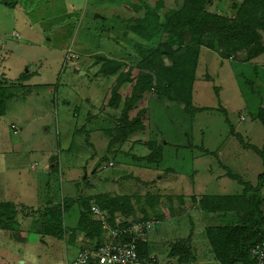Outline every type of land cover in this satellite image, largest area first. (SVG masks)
<instances>
[{"label": "rangeland", "instance_id": "374dc122", "mask_svg": "<svg viewBox=\"0 0 264 264\" xmlns=\"http://www.w3.org/2000/svg\"><path fill=\"white\" fill-rule=\"evenodd\" d=\"M14 1L13 7L0 5V87L4 86L6 94L15 95L6 100V115L0 119V145L26 136V149L23 143L21 151L26 158L20 167L26 169V178L33 173L32 164H38L37 173L43 169L42 156L48 155L50 174L44 179L49 187L41 179L38 183L43 193L49 191V200H62V190L66 198H75L79 192L130 195L137 218H143L142 211H147L149 220L172 216L178 218L182 229L188 227L184 217L193 213L189 205L194 204L190 198L195 194H202V190L219 195L241 191L240 183L227 173L257 184L264 172L262 157L256 151L264 146V124L258 117L264 101V54L250 60L249 52H241L223 59L219 52L201 48L198 54L183 49L176 51L173 59L159 57L156 51L165 36L155 30L159 24L154 13L160 0ZM163 1L168 10L178 9L182 3ZM243 2L211 0L207 11L233 21ZM259 32L264 44V29ZM12 33H17V38ZM108 60L113 63L107 64ZM105 66L108 73L115 72L100 74ZM186 76H192V81ZM141 77L152 88L144 105L138 106L148 111L147 130L140 138L165 144L159 168L133 165L114 157L112 153L120 148L119 144L109 151L110 141L118 138L121 115ZM172 79L184 95L181 98L187 99L192 108L187 110L185 104L171 100L164 92L161 95L159 90ZM180 81L186 83L180 85ZM113 92L119 96L117 108L110 104L116 100ZM12 125L18 128L17 134ZM140 138L137 145L142 141L144 149L147 146ZM14 169L9 164L0 167V202L15 200L19 191L27 195L29 205H34L30 195L36 194L35 186L33 191L27 183L21 188ZM125 175L129 177L121 180L120 176ZM107 176L117 178L119 183L105 182ZM2 177L5 179L1 182ZM154 181L160 182L159 187L152 186ZM79 184L85 188H79ZM158 194L162 196L159 199ZM41 204L43 208L45 204ZM155 209L163 215L153 214ZM29 212L20 211L15 231L0 229V264H67L74 255L68 244L70 231L78 226L81 206L65 214L69 232L63 240L37 233L40 224L34 220L35 215L28 216ZM125 216L115 214L117 220L131 219ZM165 227L162 223L157 231L148 232L151 254L139 264L171 263L165 260L168 243L165 245L164 239L169 241L162 237ZM187 234L188 230L185 237ZM88 241L90 245L99 240ZM199 249L202 253L210 251L208 245Z\"/></svg>", "mask_w": 264, "mask_h": 264}, {"label": "trees", "instance_id": "16d2710c", "mask_svg": "<svg viewBox=\"0 0 264 264\" xmlns=\"http://www.w3.org/2000/svg\"><path fill=\"white\" fill-rule=\"evenodd\" d=\"M210 2L211 0H182L178 9L168 10L165 8L164 1L160 0L154 13L156 23L159 24V27L155 26V30L158 29L165 36V40L159 45L156 55L161 56V58L173 59L176 51L187 49L198 54L201 48L217 51L223 59L241 52H249L248 58L250 60L264 54L262 35L259 32L264 29V0H244L233 21L223 15L207 11V5ZM0 3L7 7H13L16 2L14 0H0ZM160 14H163V17ZM111 63L113 61L108 60L107 64ZM114 72L115 70L108 73L105 66L101 69L100 74L105 73L104 75L107 76ZM187 77L191 82L192 76ZM184 82L180 81V85H184ZM138 83L137 89L135 92L133 91L132 98L128 101L129 104L121 115L118 138L115 140L113 138L110 141L109 151H113L112 147L119 144L121 145L120 148L112 153L114 157H120L124 162L133 165L159 168L164 161L165 144L162 146L155 141L147 142L140 138L147 130L145 118L148 111L145 106L141 108L138 106L144 105L152 86L144 77H141ZM177 85L178 83L172 79L169 85L166 88H161L159 92L161 95L164 92L171 100H179L180 105L185 104L188 110L191 105L187 99L181 98L184 95H182L181 90H178ZM171 93H175V96H171ZM14 97L13 93L6 94L4 88L0 87V116L5 114L6 100ZM113 97L116 98L115 103L111 101L110 104L117 108L116 102L119 96L113 92ZM135 110L136 112L132 113ZM194 110L200 111L201 109L194 108ZM258 117L264 124V111L262 109H260ZM138 138L143 142L145 141L147 147L141 149L143 147L140 146L142 141L137 145ZM127 142L131 143L125 147ZM135 146L139 150H136ZM190 147L192 148V146ZM138 151H142L141 154H137ZM256 151L262 157L264 165V146L261 149H256ZM229 176L242 184L244 191L239 196H206L201 199L203 209L224 212V216L230 215L231 217H229L231 222L224 226L207 228L206 236L212 246L215 258L220 264H252L251 249L256 244L264 242V196L262 194L264 172L259 175L256 185L244 182L241 178ZM91 203L96 204L111 215L113 226L115 225L114 216L118 213L126 215V218L133 217L135 222L148 220L149 217L147 211H142L143 218H137L135 209L131 205V198L128 196L109 198L100 194L88 198H64L57 203L49 201L38 210L23 205L0 203V229L15 231V227L19 225L18 214L20 211L29 210L28 216L35 215L34 220L40 224L37 233L44 237L52 236L63 240L69 232L65 227L64 216L75 204H80L82 212L78 226L70 231L69 242L75 241L78 231L92 240L97 238L101 241L104 229L92 218ZM138 252L140 261L149 259V243L145 240L139 241ZM168 256L176 258V264H194L195 260L189 239L171 244Z\"/></svg>", "mask_w": 264, "mask_h": 264}, {"label": "crops", "instance_id": "0c3cea01", "mask_svg": "<svg viewBox=\"0 0 264 264\" xmlns=\"http://www.w3.org/2000/svg\"><path fill=\"white\" fill-rule=\"evenodd\" d=\"M0 5L2 7L5 6V5H3L1 3H0ZM5 7H7V6H5ZM0 27H1V16H0ZM12 36L17 38L18 34L17 33H14V34L12 33ZM0 42H3V40H1V33H0ZM262 85H264L263 82H262ZM1 86L4 87L3 85H1ZM6 88H8V87H6ZM29 91L31 92V90H28V92ZM11 99H13V98H11ZM5 115H6V108H5V114L0 116V119H3V117ZM12 127H14L13 129L15 130L14 134H17L19 132L18 128L15 125H12ZM232 128H233L234 133H235L236 129L234 127H232ZM25 140H26V136L24 135L23 137L20 136L18 139L16 137L11 138V140L8 141V143L6 142L5 146H1L0 145V152L5 153V156L0 155V161H2V163H3V164H0V167L3 166V165H8V164L12 165V166H15L16 169H14L13 173L16 174V176H14V178L17 179L16 182L21 185L20 186L21 188H23V186L27 183L28 186H29V189H31V191H33V188L35 186V190H37L36 194L34 196L30 195L31 203L35 202V204L34 205H29L28 204L29 202H28L27 197H26L27 195L26 194L23 195L24 193L22 194L19 191H17L16 192L17 194H15V200H13V199L12 200H7V201H3V202H0V203H12V204H15V205H18V206L23 205L25 207H29V208H33V209H36V207H38V209H40L39 205H43L41 203H44L46 205L49 201H51V200H49V191L46 192V193H43L42 192L43 187L40 186L39 183H38V179H41L43 182L45 181L46 182L45 185H47V187H49V181L47 179H44L45 178L44 176H48L50 174L49 173V169H48V160L49 159H48V155H46L45 157L42 156L43 157L42 158V162L44 163V166H43V169H41V171H39L38 173H37L38 164L37 163L32 164L31 171L33 170V173H31L29 175V177L26 178V176H27L26 175V169H20L21 165L24 162V161H22L23 158H26V155L23 157L22 154H21V151H22V149L25 146V143H24ZM23 143H24V146H23ZM193 147H195V146H193ZM25 149H26V146H25L24 150ZM24 152H25V154H27L26 151H24ZM44 153H46V152L44 151ZM9 154H11L10 157H9ZM31 154H32V151H30L29 155H31ZM202 154H203V152H202ZM4 163H6V164H4ZM110 166H114V163L111 162ZM101 170H102V168L98 169L97 171H96V169H94V172L98 173ZM167 171H169V170H167ZM160 172L163 173V174H166L163 171H160ZM195 174H197V173L194 170L193 175H195ZM226 175L229 176L228 173ZM120 177H121V180H124V179H127L129 177V175L128 176L127 175L120 176ZM220 177L221 176H219L217 178V180H218V181H216L217 183L219 182ZM229 178H230V176H229ZM4 179H5V177H2L1 178V182L4 181ZM31 179H33L35 181H32V183H31L30 182ZM28 180H30V181L27 182ZM103 180L105 182L111 183L113 185L115 183H119V180L117 178L113 177V176H107ZM137 180L139 182L143 183V184L147 183L146 181H142L141 179H137ZM231 180H235V179L231 178ZM101 181H102V179H101ZM235 181H237V180H235ZM244 182H246V181H244ZM159 183L160 182H155L154 181L152 186L155 185V186L159 187L158 186ZM18 184L16 186H18ZM86 184H88V183H86ZM89 185L91 186L90 183H89ZM78 186H79V188H85V185H82V184H79ZM94 186L95 185H92L91 187H94ZM240 186L242 187V189L237 194H230V195L210 194V193H208V191H206V190L203 191L202 190V192H200L202 194H199V195L195 194V196H192L190 199L193 200L194 204L189 205L190 206L189 208L191 209V211L193 213L195 212V210L197 212H195L196 214H194V215H193V213H188L187 217H184L185 220L188 221V223H187L188 227H186V228H182L181 229L180 225L178 224V218H175V217L173 218L172 216L171 217L163 216V218L161 220H160V217L154 218L155 220L158 221V224L156 225V227H158L162 223H164L166 225V227L163 230L162 237H164V238L168 237L169 241H170V239L172 240V242L170 243L169 241L164 239L166 241L165 245L168 243V245L166 246L167 247L166 251H165V254L168 257L167 258L165 256L166 257L165 258L166 262H171L170 264H176L177 263V259L176 258H170L168 256L169 251H170V245L178 243L180 241H186V240L189 239L190 248H191V250H192V252H193V254L195 256L194 264H220V262L215 258V255H214L213 250H212V246H211V244H210V242H209V240H208V238L206 236V229L208 227L224 226V225L230 223L231 222L230 219H229L230 215H227V217H226V216H224L225 215L224 212H219V211L218 212H213V211H209V210L203 209V207L201 206V202L200 201H201V199L203 197H206V196H216V197H224V196L230 197V196H232L233 197V196L242 195V193L244 191V186L242 184H240ZM164 191H166L165 186H164ZM263 191H264V189H263ZM62 192H63V190H62ZM62 192H61V196H62V200H63L66 197L62 194ZM79 193H77L74 196L75 198H72V199L84 198V197H81V196H85V197L87 196L86 198L94 197V196H97V195H100V194L105 195L106 197H109V198L121 197V196H128L129 197L130 196V195H119V194L112 195L111 192H102V193L94 194V195H87V194H84L83 192H81V194H79ZM149 196H151V195L149 194ZM159 197H162V196H160L158 194L157 198L159 199ZM62 200H60V201H62ZM60 201H56V203L60 202ZM185 201H186V198H185ZM78 205H80V204H78ZM78 205L75 204L72 208H74L75 206H78ZM95 206H97V205L95 204ZM159 213H160V210L157 211V209H155L153 214H158L159 215ZM160 214L163 215V213H160ZM185 216H186V214H185ZM130 218L133 219V217H130ZM197 218H198V220H197ZM114 219H115V224H116V217L115 216H114ZM197 221H199V222H197ZM197 223H199V225H201V226H198ZM110 224H111V219H110ZM156 227H155L154 231H157ZM75 228H76V226L73 227V229H75ZM201 228H203V230ZM182 230H184V231H182ZM185 230L186 231L188 230L187 237H185V235H186V231ZM149 235H150V233L145 236V241H147L149 243V247H150L151 238L149 237ZM107 236H108V231L104 228L103 236H102L101 239H106ZM176 236L178 238H176ZM46 237H50V236H46ZM89 239L90 238L86 237L84 233L80 234L79 231L77 232V236H76L75 241L73 243H68V244L72 245V248L74 249L72 253H74V255H73V257L71 259H69V261H67V264H69L71 261H73L78 256V254L80 253L81 249L84 246L88 245L87 242H89L88 241ZM94 239L97 240V238H94ZM201 245H208L209 248H210V251L206 252L207 254L206 253H202V250L199 249V246H201ZM69 249H68V246H67V251ZM150 254H151V252H150ZM203 254H205V255L203 256Z\"/></svg>", "mask_w": 264, "mask_h": 264}, {"label": "built area", "instance_id": "2783aa9c", "mask_svg": "<svg viewBox=\"0 0 264 264\" xmlns=\"http://www.w3.org/2000/svg\"><path fill=\"white\" fill-rule=\"evenodd\" d=\"M264 110V101L261 105ZM14 128V127H13ZM91 214L96 221L102 223L108 231L106 239L99 243L84 246L78 256L69 264H139L138 242L145 240L149 231L155 229V219L135 222L133 219H116L110 224L109 214L98 206L91 207ZM252 264H264V242L251 249Z\"/></svg>", "mask_w": 264, "mask_h": 264}, {"label": "water", "instance_id": "95a60500", "mask_svg": "<svg viewBox=\"0 0 264 264\" xmlns=\"http://www.w3.org/2000/svg\"><path fill=\"white\" fill-rule=\"evenodd\" d=\"M98 16H96V18H97Z\"/></svg>", "mask_w": 264, "mask_h": 264}]
</instances>
